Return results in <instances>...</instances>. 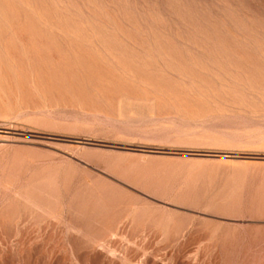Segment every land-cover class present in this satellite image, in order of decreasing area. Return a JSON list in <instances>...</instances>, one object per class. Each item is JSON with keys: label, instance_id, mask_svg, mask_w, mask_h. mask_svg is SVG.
Listing matches in <instances>:
<instances>
[{"label": "rangeland", "instance_id": "1", "mask_svg": "<svg viewBox=\"0 0 264 264\" xmlns=\"http://www.w3.org/2000/svg\"><path fill=\"white\" fill-rule=\"evenodd\" d=\"M0 264H264V0H0Z\"/></svg>", "mask_w": 264, "mask_h": 264}]
</instances>
